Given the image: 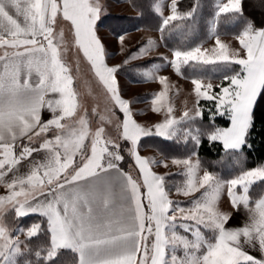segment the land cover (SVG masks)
<instances>
[{"label": "rangeland", "instance_id": "obj_1", "mask_svg": "<svg viewBox=\"0 0 264 264\" xmlns=\"http://www.w3.org/2000/svg\"><path fill=\"white\" fill-rule=\"evenodd\" d=\"M176 1H155L153 10L162 19V26L176 17ZM57 4L61 15L57 17L52 43L63 70L69 75L72 109L60 120L42 127L31 140L0 148V168L32 146L50 144L60 153L61 169L69 166L76 171L84 163L90 168L119 164L126 166L136 178L134 163L131 164L132 151L136 148L163 181L166 176L171 179L167 180L172 188L167 190L172 197L169 264H196L226 215L229 202L246 199V190L264 178V164L233 179L218 181L202 167L195 153L187 159L171 158L152 145L150 139L142 144L138 142L156 135L178 138L185 143L183 125L200 117L199 101L203 99H214L218 113L229 116L233 113L232 117H238L242 108L235 101L242 68L239 73L216 79L199 75L186 78L179 70L191 61L237 63L229 56L240 52L234 51L235 45L229 43H218L215 48L205 44L214 31V21L206 41L176 51L164 46L161 26L124 30L128 26L124 22L118 27L123 22L120 17L137 13L129 0H57ZM245 33L251 31L233 36L244 38ZM231 40L230 43L234 42ZM7 51L0 47V54ZM224 79L228 80L227 85ZM224 131L219 128L210 134L190 127L187 138L189 143H197L202 135L222 139ZM135 138L138 140L134 141ZM24 187L15 185L4 191L0 188V264H23L20 255L26 250L29 238L40 230L39 222L27 223L15 211V203L35 190ZM147 228L146 240L150 231ZM44 253L41 250V255Z\"/></svg>", "mask_w": 264, "mask_h": 264}, {"label": "crops", "instance_id": "obj_2", "mask_svg": "<svg viewBox=\"0 0 264 264\" xmlns=\"http://www.w3.org/2000/svg\"><path fill=\"white\" fill-rule=\"evenodd\" d=\"M239 3L217 0L215 13L237 10ZM58 14L57 0H0V47L9 49L0 54V148L31 140L72 109L69 75L52 43ZM218 43L240 52L229 57L243 70L235 101L242 111L236 118L230 114L218 139L225 149H238L264 84V25L244 38L210 32L205 44ZM131 158L137 179L118 164L61 169L55 146L35 145L0 168V188H34L15 203V211L42 215L51 252L71 249L76 264H169L172 197L144 154L134 148ZM246 195L229 202L196 264H264V194L253 202L247 190Z\"/></svg>", "mask_w": 264, "mask_h": 264}, {"label": "trees", "instance_id": "obj_3", "mask_svg": "<svg viewBox=\"0 0 264 264\" xmlns=\"http://www.w3.org/2000/svg\"><path fill=\"white\" fill-rule=\"evenodd\" d=\"M156 0H129L136 10L133 16H122L126 29L136 27L158 29L164 46L176 51H184L206 41L209 37L211 22L215 19V33L218 35H234L246 30L257 31L264 25V0H240L237 10L224 13H215L217 0H177L176 17L169 19L162 26V19L153 10ZM118 18V19H120ZM241 69L238 63L229 61H191L180 68V74L186 78L204 76L211 79L231 76ZM133 71L131 70V73ZM129 73V72H128ZM129 73V74H131ZM227 85L228 80L224 79ZM201 114L198 119L184 123L183 134L185 143L178 138H164L156 135L143 137L138 143L151 140V144L159 147L165 155L171 158L187 159L195 153L199 163L218 181L233 179L237 174L260 167L264 164V84L254 102L251 110L250 121L247 127L243 144L238 149H225L218 139H211L202 135L199 141L189 143V128L203 129L208 133L215 132L219 128H226L230 116L220 114L217 111L215 100L203 99L199 101ZM179 131H177V134ZM181 133V132H180ZM25 142V141H24ZM130 157L127 158V162ZM119 165V164H118ZM121 168L125 166L119 165ZM165 177L164 186L171 190ZM249 202H253L264 194V178L254 183L247 190ZM195 197V196H194ZM193 197V198H194ZM187 202V201H186ZM23 221L40 223V230L29 238L26 250L20 255L23 264H76V253L71 249H57L51 252V243L46 219L42 215L31 214L20 216ZM45 246V247H44ZM45 248V249H44ZM41 250L45 251L43 256ZM35 252H40L36 255ZM51 254V256H48ZM24 256L25 259L22 257ZM22 264V262H21ZM237 264H254L241 262Z\"/></svg>", "mask_w": 264, "mask_h": 264}]
</instances>
